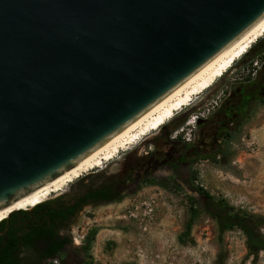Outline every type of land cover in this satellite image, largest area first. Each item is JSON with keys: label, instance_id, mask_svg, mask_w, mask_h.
I'll return each mask as SVG.
<instances>
[{"label": "water", "instance_id": "water-1", "mask_svg": "<svg viewBox=\"0 0 264 264\" xmlns=\"http://www.w3.org/2000/svg\"><path fill=\"white\" fill-rule=\"evenodd\" d=\"M263 17L264 0H0V209L107 144Z\"/></svg>", "mask_w": 264, "mask_h": 264}, {"label": "rangeland", "instance_id": "rangeland-1", "mask_svg": "<svg viewBox=\"0 0 264 264\" xmlns=\"http://www.w3.org/2000/svg\"><path fill=\"white\" fill-rule=\"evenodd\" d=\"M252 51H264V37L199 94L192 105L138 144L118 153L114 160L87 171L46 201L54 197L69 202L88 188L110 182L114 177L121 179L124 170L150 146H162L165 138L180 135L185 118L190 121L189 126L195 125L204 108L220 103L237 80V74L243 75L255 66L253 61L249 62V57L254 56ZM190 180L194 188L201 187L209 194L210 203L229 220L240 219L245 211L264 214V101L251 107L243 127L229 139L220 155L193 167ZM146 196L159 200L156 223L145 228L133 218L121 217L130 205ZM192 207L199 208L200 213L186 236L184 230ZM70 227V232L66 231L71 238L67 247L69 258L52 257L47 264H68L72 259H77L74 264H264V251L256 260L248 254L246 236L237 225L222 228L214 212L205 208L184 185L174 182V177L163 174L125 189L117 201L86 205ZM57 258L59 262H55Z\"/></svg>", "mask_w": 264, "mask_h": 264}, {"label": "flooded vegetation", "instance_id": "flooded-vegetation-1", "mask_svg": "<svg viewBox=\"0 0 264 264\" xmlns=\"http://www.w3.org/2000/svg\"><path fill=\"white\" fill-rule=\"evenodd\" d=\"M251 54L254 56L249 57V62L253 61L255 66L248 68L243 75L237 74V80L224 93L220 103L217 102L212 108H204V112H200L201 116H198L195 125L189 126L185 118L182 122L183 132L180 135L165 138L162 146H150V150H145L141 158L124 170L121 179L126 180V189L160 174L165 177H174V182L180 185H189L191 170L195 165L204 159L215 158L226 149L229 139L243 127L251 107L264 101V51L257 53L252 51ZM56 199L58 198L53 197L47 203ZM90 204L100 203L90 202L87 205ZM78 214L54 227L56 241L69 237L66 231L70 232L68 229L70 225L72 228V222ZM34 220L32 209L12 213L0 223V241L4 238L9 240V232L12 231L19 240L18 255L27 256L30 264H47L52 257L43 259L38 255L49 253L52 245H49L44 237L34 236L32 231L35 225ZM37 242H39V252L34 253ZM69 244H66L58 254L60 258H69V249H67ZM76 262L77 259H72L67 263Z\"/></svg>", "mask_w": 264, "mask_h": 264}, {"label": "bare ground", "instance_id": "bare-ground-1", "mask_svg": "<svg viewBox=\"0 0 264 264\" xmlns=\"http://www.w3.org/2000/svg\"><path fill=\"white\" fill-rule=\"evenodd\" d=\"M262 37H264V17L200 72L107 144L57 178L18 199L10 206L0 209V222L14 210L34 208L45 202L53 193L62 191L68 184L81 177L87 171L101 167L106 161L114 160L118 153L130 149L148 136L149 133L160 129L182 109L192 105V102L199 94L210 88L236 60L246 54L253 44ZM191 120L194 122V117Z\"/></svg>", "mask_w": 264, "mask_h": 264}, {"label": "trees", "instance_id": "trees-1", "mask_svg": "<svg viewBox=\"0 0 264 264\" xmlns=\"http://www.w3.org/2000/svg\"><path fill=\"white\" fill-rule=\"evenodd\" d=\"M126 189V180L119 178H112L110 182L88 188L84 192L78 194L69 202H64L61 198L53 202H43L32 208L35 225L33 226L34 236L44 237L45 241L52 245L49 253L38 255L40 258L58 257L60 251L66 244L71 242V238L65 237L56 241V233L54 227L58 223L67 221L82 208L90 202L94 203H109L117 201L121 198ZM200 189L207 195L203 188ZM215 213L220 218L222 228L225 225H237L246 236V246L248 254L254 256V260L259 257V254L264 251V214L245 211L238 220H229L223 217L219 208L213 204ZM210 210L209 208H207ZM211 211V210H210ZM200 213L199 208H191L190 217L186 223L184 235L189 236L196 218ZM9 240L4 238L0 241V264H30L27 256H20L17 254V247L19 240L17 235L12 231L9 232ZM27 239H32L27 237ZM39 252V242L34 246V253Z\"/></svg>", "mask_w": 264, "mask_h": 264}, {"label": "built area", "instance_id": "built-area-1", "mask_svg": "<svg viewBox=\"0 0 264 264\" xmlns=\"http://www.w3.org/2000/svg\"><path fill=\"white\" fill-rule=\"evenodd\" d=\"M159 200L155 196H146L139 201L130 205L121 214L122 218H133L143 227L151 223H156L158 219ZM55 262H59V259H55Z\"/></svg>", "mask_w": 264, "mask_h": 264}]
</instances>
